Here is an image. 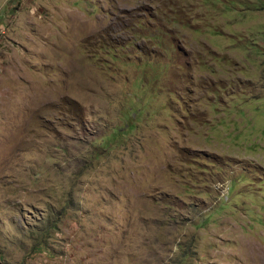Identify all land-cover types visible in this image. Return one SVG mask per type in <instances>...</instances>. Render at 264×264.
<instances>
[{
  "label": "rangeland",
  "instance_id": "1",
  "mask_svg": "<svg viewBox=\"0 0 264 264\" xmlns=\"http://www.w3.org/2000/svg\"><path fill=\"white\" fill-rule=\"evenodd\" d=\"M0 264H264V0H0Z\"/></svg>",
  "mask_w": 264,
  "mask_h": 264
}]
</instances>
